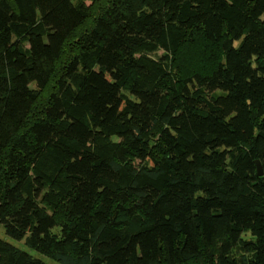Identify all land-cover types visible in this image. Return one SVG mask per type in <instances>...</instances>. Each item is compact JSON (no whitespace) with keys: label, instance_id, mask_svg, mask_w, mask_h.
I'll return each mask as SVG.
<instances>
[{"label":"trees","instance_id":"1","mask_svg":"<svg viewBox=\"0 0 264 264\" xmlns=\"http://www.w3.org/2000/svg\"><path fill=\"white\" fill-rule=\"evenodd\" d=\"M0 225L57 264H264V0H0Z\"/></svg>","mask_w":264,"mask_h":264},{"label":"rangeland","instance_id":"2","mask_svg":"<svg viewBox=\"0 0 264 264\" xmlns=\"http://www.w3.org/2000/svg\"><path fill=\"white\" fill-rule=\"evenodd\" d=\"M193 42H194V41H193ZM193 42H191V43L188 45L189 48L192 47L193 49H196V47H198V49H200V48H199V47H200V46H199V45H200L199 42L197 41V42L195 43V45H192ZM177 63H178L179 66H180V70H181V72H182V73H187V71H188V65H187V63L183 60V57H180V58L178 59ZM113 139L116 140V141H119V140L122 139V137H121V136H115ZM0 238L6 240L7 242H9V243H11V244H13V245H15V246L21 248V249H24V250L28 251V252L31 253L32 255H34V256H36V257H38V258H41V259H43V260L46 261V262H50V263H53V264H57V263H55L53 260L47 258L45 255H43V254L37 252L36 250L32 249L31 247L27 246L24 240H15V239L11 238L10 236H8L7 233H6V231H5V229H4V227H3L2 225H0Z\"/></svg>","mask_w":264,"mask_h":264},{"label":"water","instance_id":"3","mask_svg":"<svg viewBox=\"0 0 264 264\" xmlns=\"http://www.w3.org/2000/svg\"><path fill=\"white\" fill-rule=\"evenodd\" d=\"M257 168H258V174L261 175L263 173V169L259 162L257 163Z\"/></svg>","mask_w":264,"mask_h":264}]
</instances>
